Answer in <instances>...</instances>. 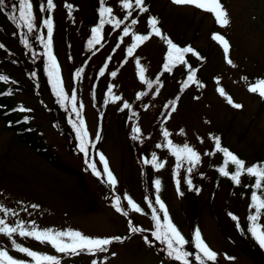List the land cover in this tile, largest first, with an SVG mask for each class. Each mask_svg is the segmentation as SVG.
I'll list each match as a JSON object with an SVG mask.
<instances>
[{
	"label": "rangeland",
	"instance_id": "rangeland-1",
	"mask_svg": "<svg viewBox=\"0 0 264 264\" xmlns=\"http://www.w3.org/2000/svg\"><path fill=\"white\" fill-rule=\"evenodd\" d=\"M30 2L33 19L40 24L39 9L43 6L47 10V0ZM131 2L133 8L126 10L122 7L123 0H105L104 6L112 8L119 26L114 27V22L105 23L100 42L86 48L84 59L80 57L82 44L92 27L99 25L100 0H55L54 8L47 13L53 28L51 53L58 66L64 100L69 101L72 89L79 119L66 116L65 110L55 117L50 113L49 95L43 86H35L26 75L25 70L33 67L12 36L16 33L14 25L0 10L3 31L0 58L5 60L0 64V76L7 78L2 80V85L13 104L21 106L23 116L28 117L40 140L59 160L77 170L85 185L80 187L73 176L49 165L17 135L6 130V121L0 119V208L8 210L7 214L0 211V219L9 227L22 222L29 231L35 227L41 231H79L89 238L125 236L105 252L64 254L49 243L20 236L18 230L11 237L0 233V251H6L23 264L35 262L17 251L14 243L40 255L56 257L59 264H93V261L96 264H180L156 250L159 247L167 253L166 245L152 235L154 210L144 197V179H141L144 173L148 190L165 206L161 210L157 203L160 223L163 224L166 212L186 241L184 251L190 253L189 264H199L194 245L197 230L205 244L217 253L214 264H264V249L250 237L248 229L252 222L246 209L247 196L241 192L250 179L243 173L239 184L232 181L230 185L222 175L214 181L216 168L223 158L215 150V137L220 138L222 148L244 161L246 167L257 159L264 163V101L260 95L248 91L250 85L264 80V0H220L228 13L229 24L225 27L216 22L212 13L194 6L176 5L171 0H143L145 12L135 6V0ZM66 5L72 6L71 15ZM150 18L158 21L155 27L159 35L152 31ZM133 19L137 21L135 25ZM18 20L16 15L17 23ZM145 33H149L148 39L134 41L135 35L145 36ZM214 35L228 42L231 65L221 44L213 39ZM167 40L191 48L196 55L187 53L183 63L177 61L159 91L139 113L132 112V107L139 103V93L160 70ZM133 44L136 46L129 53ZM47 51L45 48L44 52ZM190 71L194 74L193 80L181 87ZM49 83L52 85L51 80ZM226 97L242 107H232ZM175 98L172 113L148 135L161 106ZM3 108L8 110L9 106ZM63 119L71 123L84 121L83 131L87 133L84 141L87 148L92 147L90 162L93 161L99 176L109 185L107 165L116 181L109 186L111 195L129 213L132 226L142 230L140 236L128 230L123 215L110 204V192L86 168L82 157L67 146L68 140L58 128V124L63 125ZM165 131L169 133L167 140ZM169 141L173 149L185 144L190 146L199 154V163L192 167L182 160L177 168ZM153 154L155 164L162 163V168L154 166ZM189 167H192L191 173ZM156 180L160 181L158 191ZM126 196L140 211L128 205ZM232 216L237 219L233 220ZM260 216L257 223L264 229V211ZM64 240L69 242L67 238ZM204 264L213 262L204 261Z\"/></svg>",
	"mask_w": 264,
	"mask_h": 264
},
{
	"label": "snow or ice",
	"instance_id": "snow-or-ice-1",
	"mask_svg": "<svg viewBox=\"0 0 264 264\" xmlns=\"http://www.w3.org/2000/svg\"><path fill=\"white\" fill-rule=\"evenodd\" d=\"M173 4L176 5H190L194 6L197 9L203 10L205 12L212 13L216 22L221 26L225 27L229 24L228 19V13L223 8V5L220 3V0H171ZM4 5V0H0V10H2V6ZM100 8H99V16L100 21L99 25L97 27L92 28V34L93 38L92 40H89V45H91L93 42L99 43L100 42V33L103 28V25L105 23H113L114 27H118L120 21H116L115 17L112 15V8L105 7V0H100ZM135 6L140 8L141 11H147V8L144 7L143 0H135ZM32 3L30 0H18V3L13 8V12L18 15V24H22L29 33L34 31V25H33V13H32ZM66 7L69 9V15H71V5H66ZM122 7L126 10H130L133 8V4L131 0H123ZM54 8L53 0H48L47 2V9L49 12ZM44 8L41 6V11H43ZM128 15H131V12L128 13ZM9 19H15L13 16H9ZM44 25L47 27V35H48V43L45 44V48L48 49V51L45 53L48 57V75L50 77V80L52 81V86L55 92V95L59 98L60 102L63 103V100L65 99L63 95V90L61 88V81L58 74V66L56 64L55 58L52 56L51 53V37H52V20L51 18L44 20ZM137 21L135 19L132 20V24L135 25ZM149 25L152 28V31L159 35V29L155 27V25L158 23V21L155 18H150L148 20ZM124 35H128V29H124ZM134 41H140L143 42L146 39H148L147 36L143 35H135L133 37ZM214 40H217L221 46L223 47V51L225 53V58L228 64H232V61L228 59V52H229V44L228 42L221 36L214 35ZM167 44L169 47V52L166 56L167 61H173V63L178 60L181 63H183V54L184 53H192L193 55H196V53L193 52L191 48H178L175 44L172 43L171 40H167ZM136 45L133 44V47H130L128 49V52L131 53L133 51V48ZM2 47V45H0ZM173 52L176 53L175 57H173ZM172 65L169 63H165L164 70L168 71ZM115 75V73H113ZM77 76H79V72L77 73ZM194 74L189 75L188 80H193ZM6 77L0 76V80H6ZM220 91V94L223 96L224 92L222 89L218 90ZM248 91L254 94H258L261 96V98H264V80L257 81L255 85H250L248 87ZM73 100H75V96L72 97ZM227 102L234 108H241L242 106L239 104H235L231 98H227ZM127 107V105H125ZM174 110V109H173ZM77 116L80 115L79 112L76 113ZM80 127L76 129L77 131V137L80 139V151H85V144H84V137L87 135L86 132L83 131L84 128V121L81 119L79 121ZM134 131H139V129H134ZM165 139L167 140V137L169 136V133L165 131L163 133ZM97 138L98 135H97ZM215 150L216 152H220L223 154L224 157V164L227 166L229 163L235 166V172L229 173L225 170V167H221L218 169L219 173L222 176L229 177L235 184L240 183V176L243 173H247V175L251 177H255V184H254V190L252 192L250 208L255 209L254 215H249L248 219L252 222L249 226V232L251 233L252 237L257 241L259 246L264 249V229L261 228V226L257 223V221L260 220L261 212L264 211V198H262L261 195H257L256 190H261L262 195H264V165H253L251 167H246L245 162L239 159L236 155H234L232 152H230L227 148H222L220 143V138L215 137ZM169 148L172 151V154L176 157L177 160V168L180 167V163L182 160H186L189 164L192 165V167H195L199 161L200 156L199 154L193 150L190 146L185 144L182 148H176L173 149L171 142L169 141ZM157 147H160V145H157ZM210 153H206V155H209ZM101 161H104V157H100ZM156 156L153 154V163L154 166L159 169L162 168L164 165L162 163L155 164ZM89 167H92L89 165ZM192 167L188 168V172L191 173ZM105 173L107 175V182L111 185H115L116 181L110 171L107 169V165L105 164ZM93 174L98 175V173L95 171V168L93 167ZM187 183L191 187V180H188ZM155 185L157 188V191L160 187V181L156 180ZM128 201V205L134 210V211H140L138 206L133 203V201L125 197ZM156 203L159 204V207L161 210H164L165 206L163 203L159 201V197L157 196ZM33 207H37L33 205ZM115 207L117 212H121V208L119 206V203H115L113 205ZM0 211H3L7 214V209L0 208ZM124 215H127V213H122ZM231 215V214H230ZM233 220H236L237 217L232 216ZM152 219L156 222L155 227L156 231L152 233V235L159 240L161 243L166 245L167 254L170 258L179 261L180 264H188V257L190 256V253L187 251H184V245L186 244L185 239L182 237L180 232L177 230V228L171 223L167 213L165 212L163 217V224L160 223V221L157 219L155 214L153 215ZM132 232H140L142 231L139 228L132 227L130 225ZM19 230V235L22 237H31L41 243H49L56 249L59 253L64 254H79L82 251H87L90 254H94L96 251L99 252H105L107 251V245L113 243V241L122 242V239L120 237H113V238H89L84 236L79 231H73V230H67V231H56L54 232L51 229L48 230H37L35 227H32V229L26 230L24 228V225L22 222L17 223L15 227H9L3 219H0V233H3L4 235H7L11 237L13 233H16ZM64 238H67V241L65 242ZM147 242V241H146ZM194 245L197 249L198 255H196L195 259L199 262V264H204V261L214 262L217 258V253L212 251L209 246L205 244V242L201 238L200 232L197 230L194 237ZM16 250L26 254L28 257L32 258V260L35 262V264H59V261L56 257L49 256V255H40L34 251H30L27 248L20 247L18 245H15ZM203 258V259H202ZM0 264H23L21 261L15 260L13 257H11L6 251H0ZM93 264H96L95 261H93Z\"/></svg>",
	"mask_w": 264,
	"mask_h": 264
},
{
	"label": "trees",
	"instance_id": "trees-1",
	"mask_svg": "<svg viewBox=\"0 0 264 264\" xmlns=\"http://www.w3.org/2000/svg\"><path fill=\"white\" fill-rule=\"evenodd\" d=\"M55 0H53L54 2ZM48 2V0H47ZM18 3V0H4V5L2 6V14L6 17L7 21L9 23H11L12 25H14L15 29H16V33L13 36L14 40L23 48L24 50V57L27 59L26 61L28 62V64L33 67L32 70L26 69L25 73L29 78H32L33 84L35 86H43L46 90V93L49 95L50 98V113L53 114V116L55 117V114H63V110L66 111V116H74L73 118H78L77 116V110H76V98L75 100L72 99L74 92L70 91V95L68 97H70L69 101H65L63 100V103L60 102L59 98L55 95L53 86L51 85V83H49L50 77L46 72V62H47V57L45 55V44L48 40V35H47V27L44 25V20L48 19L47 13H48V9L47 10H40V24L36 23L35 20L33 19V25H34V31L29 33L28 30L26 29V27H24L22 24H18L16 21V13L13 12V8L14 6H16ZM47 5V3H46ZM47 8V7H46ZM9 16H13L15 17V19H9ZM98 25H94V27H97ZM0 34L3 35V31L2 29H0ZM145 36H149V33H145ZM100 37H101V33H100ZM93 38V34L92 31L89 34V37L87 39H85V41L82 44V53L80 55V57L83 58V55L86 53V48L89 47V40H92ZM140 41H136V43H139ZM95 43V42H93ZM92 43V44H93ZM188 45V44H187ZM133 47V46H131ZM187 46H182L179 47L180 49L186 48ZM169 52V47L166 50L165 54H164V60L163 63L160 67V70L157 71V73L155 74V76H153L151 78V80L148 82V84L146 85V87L139 93V97L137 99V101H139L138 104H135L132 107V112L135 113H139V111H141L144 106L147 104V102L159 91V89L163 86L165 80L167 79V77L169 75L172 74L173 72V67L179 62L178 60H176L174 63L173 61H167L166 60V56ZM176 53L173 52V57H175ZM187 53L183 54L182 59L184 60L186 57ZM46 57L47 59L43 60V57ZM84 59V58H83ZM178 61V62H177ZM177 62V63H176ZM1 63H5V60L3 58H0V64ZM165 63H169L172 66L170 67V69L168 71L164 70V65ZM189 75H191V71L188 73V75L184 78L182 84L180 85L181 87L183 85H186L187 83L190 82V80H188ZM76 80V76H74L73 82H75ZM2 80H0V106H2V109H0V119H3L6 121L5 123V128L8 131H12L15 135H17L29 148H31L37 155H39L41 158H43L49 165H51L53 168L59 170L60 172L67 174V175H71L73 176L77 183L79 184L80 187L85 188L83 179L80 175V173L75 170L70 168L69 166H67L64 162H62L61 160L58 159V157L50 150V148L48 147V145L44 144L40 138L36 135L35 133V128L33 125H30L28 123V117H24L23 113H22V109L20 105H14L13 102L11 101V95L6 93V90L4 89V86L2 85ZM179 86V87H180ZM178 87V88H179ZM180 87V88H181ZM75 96V95H74ZM170 100V99H169ZM167 100L164 102L163 106H161L159 112H158V116H156L157 118H155L148 135L153 134L158 127L168 118V116L172 113L173 111V107H175L176 104V98L171 99L170 101ZM261 101H264V98H261ZM5 105L9 106V109H5L3 108ZM74 110V113H72V111ZM133 117V116H132ZM100 118V117H99ZM79 119V118H78ZM77 119V120H78ZM79 121V120H78ZM56 123V122H55ZM63 125L58 124V128L60 131H62L63 134H65L66 139L68 140V144L67 146L73 150L74 153H76L77 155H80L84 161V164L86 166L87 169H89L92 173H93V161L90 162V151L92 149V147H88L85 144V151L81 152L80 151V144L81 141L80 139L77 137V131L76 129L80 127L79 122H69L67 121V119H63L62 121ZM72 142H71V141ZM86 157L89 159V161H87ZM91 163L92 167H89ZM253 165H264V163L262 162V160H255L251 165L247 166V167H251ZM221 167H225V170L228 171L230 174L235 172V166L232 164H228L227 166H225L224 164V157L221 159L219 165L216 168V173L214 176V181L218 180V177H220V173L218 171L219 168ZM95 171L98 173L99 171H97V168L95 169ZM246 174V178L250 179V183L248 186H246L245 188H242V193L246 194L247 196V205H246V209L248 211L249 215H254L255 214V209L254 208H250V204L252 203L251 201V196H252V192L254 190V184H255V177H251L249 175ZM100 174L98 173V175H95V178L99 180V182L104 186L106 192L110 195L112 193V188L109 187V185H107L105 178H102L101 176H99ZM143 176V177H142ZM144 173L141 175V179L143 180V190H144V197L145 200L148 201L147 204H149V206H152L151 208L154 210L153 215L155 214V216L157 217V219L162 222L161 216L159 215V209H158V204L156 203V200L153 197V194L151 193V191L148 190V187L146 185L145 182V178H144ZM228 183L231 185L232 180L229 177H226ZM257 191V195H261L262 198H264V195H262L261 190H256ZM119 203V201L114 198V194L111 195V201L110 204L113 205L115 203ZM121 208V207H120ZM113 209L116 211L115 207H113ZM121 212H117L121 215H123V217L125 218L126 221V225L128 227V230L130 228V225L132 226V219L129 216V213L123 208H121ZM122 213H127V215H124ZM152 215V217H153ZM155 221L153 220V232L156 231V227H155ZM133 227V226H132ZM132 232V231H131ZM135 233V235H139V232H133ZM142 237H145V235H142ZM125 236L120 237L122 240ZM141 237V238H142ZM250 237L252 238V236L250 235ZM117 244V241H113V243L107 245L106 247L109 248L110 245H114ZM156 248V247H155ZM157 252L161 255H163V257L165 258H169L168 254L162 249L159 248L156 249ZM192 252H194L195 254V250L192 249ZM198 255V254H197ZM174 261V259H173ZM189 264V263H188ZM190 264H196L195 262L190 263Z\"/></svg>",
	"mask_w": 264,
	"mask_h": 264
}]
</instances>
